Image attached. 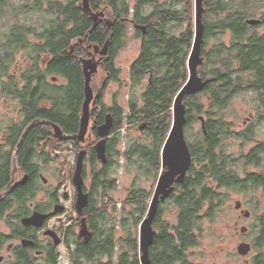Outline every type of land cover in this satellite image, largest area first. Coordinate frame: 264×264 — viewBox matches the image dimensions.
<instances>
[{
    "label": "trees",
    "instance_id": "trees-1",
    "mask_svg": "<svg viewBox=\"0 0 264 264\" xmlns=\"http://www.w3.org/2000/svg\"><path fill=\"white\" fill-rule=\"evenodd\" d=\"M129 1L89 0L91 9L102 10L111 22L108 30L106 23L98 19L89 31L92 21L81 0H0V101H17V106L22 108L21 127L13 129V118L0 127L6 130L0 143V190L10 182L11 152L28 123L34 120L56 123L66 135L78 131L84 98L79 58L86 48L82 45L102 46L109 38L110 48L104 56L103 78L98 86L101 110L92 113L99 124L107 113L112 118V128L106 137L107 162L101 164L96 158L98 136L94 129L90 141L79 143L71 136L55 137L47 123H36L27 130L17 154L21 159V153L35 156L39 150L46 162L57 159L50 152L68 143L73 146L74 158L82 148L88 154L89 203L83 216L92 236L87 245L78 242L71 245L67 241L69 264H84V261L141 264L138 228L147 215L157 178L165 170L161 165V149L172 126L174 99L189 75L194 0H133L131 8ZM202 6L204 29L197 73L205 85L182 100L190 166L184 182L174 184V191L168 197L176 211L175 222L163 219V201L159 203L152 222L155 234L149 247L151 264H197L188 250L198 246L201 221H214L229 196L227 190L234 186L235 158L228 151L231 140L236 138L237 116L232 110V100L242 92H256L257 120L264 117V30H259V26H264V0H203ZM257 14L261 15V24L245 22ZM128 23L133 25L140 45L137 57L129 66L127 105L124 109L114 99L108 107L103 103L105 87L108 80H117L114 59ZM87 32L86 41L80 43ZM225 35L229 36L228 42L223 40ZM21 52L30 62L18 70L13 65ZM53 76H61L65 82L56 84L51 81ZM140 86L142 90L138 93ZM98 87L93 85V90L97 91ZM43 99L49 103L42 104ZM200 116L205 130L201 126L191 130ZM142 123L145 127L139 131L142 135L138 134L139 139L132 130L136 127L139 130ZM122 129L126 130L123 136ZM114 145L117 148L113 155L110 149ZM119 159L139 170L120 202L111 195L116 189L111 167L119 165ZM29 164L38 167L33 160ZM140 175L151 180L149 188L140 184ZM71 176L70 173L69 179ZM35 181L30 176L23 186L12 188L0 201V220L8 227V232H0V250L10 240H35L37 229L23 226L19 221L31 213L29 204L40 188ZM63 181L64 178L52 190L46 189L47 197L54 192L57 201L56 192ZM253 181L256 184L259 179ZM15 190L23 191L18 194ZM32 204L40 212L50 208L45 202ZM72 207L75 210L74 201ZM40 244L41 249H47L45 260L58 264L56 246L51 242ZM38 246L36 240L31 247L18 243L12 249L14 259L9 264H40L32 253Z\"/></svg>",
    "mask_w": 264,
    "mask_h": 264
},
{
    "label": "rangeland",
    "instance_id": "rangeland-1",
    "mask_svg": "<svg viewBox=\"0 0 264 264\" xmlns=\"http://www.w3.org/2000/svg\"><path fill=\"white\" fill-rule=\"evenodd\" d=\"M132 1L130 0V8L132 6ZM94 12H102V10H92ZM203 11V6H202ZM132 12V10H130ZM40 13H30L29 15H39ZM202 15V14H201ZM259 15L257 14L254 18H257ZM35 18V17H33ZM103 18H108L106 15H103ZM102 19V18H100ZM103 20V19H102ZM104 21V20H103ZM202 21V19H201ZM193 24L195 29V2L193 7ZM259 30H264V26H259ZM195 33V30H194ZM223 40L225 42L229 41V36L225 35L223 37ZM139 45H140V39L137 37L135 33V29L133 28V25L131 23H128L126 26V33L123 37L122 43L120 48L118 49V53L115 57V65L118 71V76L121 82L114 83L111 81L108 86V90L106 95L103 97V100L106 104H110L113 95L115 94V97L119 101V103L126 107L127 105V98H128V86L126 85L127 79H128V72H129V66L131 62L137 57L139 53ZM85 49V43L82 45ZM109 50V46H108ZM107 50V52H108ZM90 51V52H89ZM91 56H94L95 59H100V64L98 66V70L96 73H93L91 75L90 80V86L93 89V85L97 88L100 84V81L103 78V65H104V55L100 56L99 53L94 52L93 48H90L89 50H84L82 52V55L80 58H90ZM189 57V56H188ZM79 58V61H80ZM104 60V61H103ZM16 64L13 65L14 68L19 70V67H24L30 62V60L22 54V52L18 55ZM17 65L19 67L17 68ZM44 65V64H41ZM81 66V62H80ZM82 69V68H81ZM84 76V75H83ZM51 77V76H50ZM202 79V78H201ZM56 84H63L65 82V79L61 76H58L56 79ZM145 81V79L143 80ZM205 82V81H204ZM93 84V85H92ZM142 90V87H138V93ZM95 91V90H94ZM256 92L254 91H246L238 94L233 100L231 105L233 106L232 110L236 112L237 120L235 129L240 126L243 121H250V115H254V122H260L257 126H255V131L257 133L256 137L257 139L264 138V117H262L260 120H257L258 113H257V101H256ZM42 104L47 105L49 102L45 99L42 100ZM17 104H15L13 101H0V127H3L7 122L10 121L11 118H17V112L16 108ZM91 115V110H90ZM81 116V115H80ZM80 119V117H79ZM33 122V121H32ZM28 123L26 127L29 125ZM200 128V121L196 122L192 125L191 130H196ZM2 130H0V143L2 142ZM140 129L136 127L134 130H132V133L134 135H141L139 132ZM126 132L125 129L121 130L122 136ZM139 134V135H138ZM26 135V133H25ZM24 135V137H25ZM142 136V135H141ZM23 137V139H24ZM141 139L140 137H138ZM23 139L20 142L23 143ZM85 143L90 141L91 139V131H87V134L85 136ZM79 142V143H84ZM232 143V144H231ZM231 143L229 144L228 151L233 154V156L237 153V150H239V146L237 145L236 138L231 140ZM19 144V147H20ZM125 144V139L122 138V144L123 146ZM18 147V149H19ZM120 147V146H119ZM117 146L114 145L113 148L110 149L111 154H115ZM16 149V146H15ZM15 149L11 152V166L12 169H16L17 163H15ZM11 150V149H10ZM50 152V149H49ZM18 154V152H17ZM51 156H56L54 160L50 161H44L42 162V165L40 167L41 170V176L42 178L46 179V184L42 178H36L35 185L38 188V191L34 195L31 202H44L47 200L48 197L45 196V190L46 189H54L58 186L61 179L64 178V181L62 182L60 188H59V195L61 196L64 191L68 192V199L64 201V204L66 205V212L64 214H60L53 219L49 221V228L51 225V228L55 227L60 221H63L64 218L68 216H73L75 214V210L72 207V202L74 200V191L75 188L71 182V179H69V169L73 167V158H74V150L73 146L71 144H64L61 149H57L55 151L50 152ZM17 156V155H16ZM40 157H37V160L34 162H37ZM113 160H115V156L112 157ZM118 164L116 166L111 167V177L116 178V189L111 192V195L115 200L120 202L125 194L126 190L131 186L132 181L134 180L135 175H139V170L135 166H127L124 164L122 159H119ZM165 168V167H164ZM166 170V168H165ZM164 170V171H165ZM163 171V172H164ZM25 175L18 174L14 172L12 182L9 183L10 185L15 183L16 181L21 180ZM20 177V178H19ZM19 178V179H18ZM137 180V179H136ZM140 184L149 188L151 186V180L147 179L144 175L139 176ZM88 182V180H87ZM7 184L6 186H8ZM156 184V183H155ZM88 185V184H87ZM42 186L44 187V190H41ZM155 187V185H154ZM6 187L1 191L2 194L6 193ZM221 190H225L221 189ZM154 191V189H153ZM174 191V190H173ZM228 191V198L225 200V204L223 205L222 209L219 210V213L217 214L214 221H201V237L199 238L198 246L195 248L189 249L188 252L192 253L190 256L191 259L195 261L197 264H245V261L249 259V256L247 257H240L236 258V244H235V219L236 215L238 214L239 210L235 209V202L236 200L245 199V200H251L250 210L254 212L255 216L261 215L264 211V201L261 197V194L259 191H250L248 193H236L233 189H229ZM62 198V196H61ZM172 199L166 198V200L163 201L161 204L163 208V219L175 222V216L176 211L172 204ZM256 207H255V206ZM31 206V205H30ZM119 206V204H118ZM4 220H0V232H8V227L4 224ZM244 223V222H243ZM241 223H238V229L240 228ZM118 233H121L120 230H118ZM38 238L41 243H47L48 239L41 234V232L38 233ZM47 240V242H46ZM7 243L3 246V248L0 250V257H3V261L0 262V264H9L14 258H11L12 255H10V251L7 248ZM57 251L59 253L58 256V264H69V258L67 256V252L65 250V247L63 243H61ZM256 252V251H255ZM252 256V252L249 253ZM39 260L40 257H37ZM37 260V261H38ZM43 264V262H41ZM84 264H93L92 262L84 261Z\"/></svg>",
    "mask_w": 264,
    "mask_h": 264
},
{
    "label": "water",
    "instance_id": "water-1",
    "mask_svg": "<svg viewBox=\"0 0 264 264\" xmlns=\"http://www.w3.org/2000/svg\"><path fill=\"white\" fill-rule=\"evenodd\" d=\"M202 1L203 0H194L195 2V33L193 46L188 57V70L189 75L186 82L182 85L181 89L177 93L174 102H173V121L170 128L169 134L166 137L162 149H161V165L165 167L166 170L162 172L156 181L154 191L149 202L148 211L146 217L141 221L138 228V242L139 248L141 250L140 263L141 264H151V259L149 256V247L153 241L154 230L152 228V222L157 214L159 203L164 201L170 196L174 190V184H182L185 179V175L190 166V151L185 141L184 134V124H185V111L182 100L186 95H193L204 88L205 82L197 73V65L200 56V44L202 41L203 35V23L201 21L202 14ZM81 5L84 10L89 14V17L92 21V26L89 29L91 31L97 24L98 19L102 18L107 25L108 30H110L111 22L107 18H103V12H94L92 11L89 0H81ZM260 20L258 18H249L246 19V23L253 25L258 23ZM135 28H141L145 30L143 26L135 25ZM88 31V32H89ZM88 32L85 34V37L82 40H79L80 43L86 41ZM109 45V38L106 39L105 43L102 46L87 44L85 48H93L94 52L99 53L100 56L106 54ZM72 50V49H71ZM100 59H95L94 56L90 58H80L81 70L84 75V100L81 107V116L79 119V128L78 131L72 135L77 142H84L85 136L88 131L89 121H90V103H94L96 95L93 93V89L90 86L91 75L96 73L98 66L100 64ZM54 79V78H53ZM201 129L204 131V119L199 117ZM36 123H47L51 126L53 134L57 138H67L61 127L52 122H47L45 120H34L31 122L22 132L15 149V163L16 155L18 152V147L22 141L27 130ZM111 121L110 117L107 116L104 124L98 127V136L100 139L95 144V153L97 159L105 164L107 162L106 155V137L110 133ZM145 127V123H142L139 126V129L142 130ZM86 154L85 149H81L76 156L75 169L72 174V183L75 188V210L79 215L83 214V210L87 207L89 203V194L84 190V178L82 175L84 156ZM42 178V176H41ZM27 179V176H24L21 180L16 181L13 184L6 186V192H8L13 186H16L19 183H24ZM46 183V179L42 178ZM11 183V182H10ZM2 192L0 191V195ZM65 197L67 192L64 193ZM61 204H56L53 206V209L49 212H40L34 210L31 214L23 216L20 219V222L23 226H32L34 228L40 229L43 227L44 222L53 215L61 213L63 211ZM45 236H48L54 245H59L61 238L58 236L56 231L52 228L45 229L43 231ZM80 237L85 239V242H88L91 238V231L88 228L87 220L84 216L80 218V229L78 231ZM21 244L23 246H29L34 244L32 239H21ZM249 249L248 244H240L238 250L241 254H246ZM1 260V257H0ZM47 264V263H45Z\"/></svg>",
    "mask_w": 264,
    "mask_h": 264
},
{
    "label": "flooded vegetation",
    "instance_id": "flooded-vegetation-1",
    "mask_svg": "<svg viewBox=\"0 0 264 264\" xmlns=\"http://www.w3.org/2000/svg\"><path fill=\"white\" fill-rule=\"evenodd\" d=\"M257 18L260 21L256 24H253V25L261 24V21H262L261 15L259 14V16ZM245 22H246V20H245ZM109 48H110V46H109ZM86 50H89V49L86 48ZM108 52H109V50H108ZM108 52H106V54H104V56H106L108 54ZM117 53H118V50H117ZM115 67H116V65H115ZM21 68L22 67H19V70H21ZM116 75H117V77H116L117 80H108L106 87H105L106 90L104 92V96L107 93L108 86H109V83L111 81H113L114 83L121 82L119 79L118 73ZM51 81H55V80L51 79ZM93 93H94V95H96V99H95L94 103H92V102L90 103L91 115H90L88 131L89 130L91 131L92 129H94L97 133V136H98V127H100L102 124H104L107 116L110 117V121H111L110 130H111L112 118H111V115L109 113H107L103 123L99 124L98 122H96V119H94V115L92 113L93 112H99L101 110L100 104L98 102V99H99L98 94L100 93L99 87H98L97 91L93 90ZM114 99H116L119 106H122L119 103V101L117 100V98L115 97V94L113 95V99H112L110 104H106L104 100H103V103H105L108 107H111L114 103ZM15 104H18V102L16 101ZM123 108L125 109V107H123ZM15 109L17 112V118H13L14 121H13L12 125H15L13 127V129L15 127H21V121H19V119L21 116L20 114H21L22 108L20 106H17ZM249 119H254V115H250ZM259 123L260 122H254V121L251 122L249 120L243 121V123L240 126H238L234 131V134L236 135V142H237V145L239 146V150H237V153L234 155L235 162L233 164V171H232V175L234 177V186L232 189L236 193H248L250 191H259L261 194V197L264 201V138L257 139V137H256L257 133L255 131V126H257ZM236 124L237 123H235V125ZM247 127L251 128L252 131L250 129H248ZM13 129H12V131H13ZM5 135H6V130L3 129L2 137H4ZM242 138H244L245 140H243ZM99 139H100V137L98 136L97 140H99ZM42 142L45 143V141H42ZM38 154H39V150H38ZM38 154L35 153V156L32 155L33 156L32 157V156H28L27 154H25L23 152V153H21V159L19 158L20 155L16 156V158H17L16 163H17L18 168L12 169V166L10 165V171H9L10 182H12L11 180L13 178L14 172H15V174L17 172L18 174H21V175L23 174V175L27 176V179L24 183H19L16 186H13L12 188H16L17 186H23L27 182V180L29 179L30 176H32L34 178H37V177L41 178L40 167L42 165V162L45 161V159L43 158L42 154H39L40 156ZM106 155H107V152H106ZM87 156H88V154L86 153L84 156L83 170H82V175L84 174L83 178H84V187H85L86 192H88L87 191L88 190L87 184H89V176H90V167H89L88 162H86ZM37 157H40L38 159V161L36 162L38 167H36L35 165L31 166L29 164L30 161L33 160V162H34L35 160H37ZM75 160H76V158H73V162H72L73 167L69 169V173H71V175L73 174L74 169H75V164H76ZM253 178L259 179V182L255 184L253 181ZM87 180H88V182H87ZM12 188L8 192H6L5 194L3 193L0 195V201L4 199L5 195L7 193H9L12 190ZM22 191L23 190L16 191V193L21 194ZM65 192H67V191L63 192V194L61 195L62 198L59 195V190H58V192H56L57 201L54 200V192H52V194L47 198V200L44 201L45 203H47L50 206V208L45 212H49L50 210H52L54 205L61 204L63 209H64L61 214L65 213L67 207L64 204V201L68 199V195H69L67 192V196L65 197V195H64ZM45 196L47 197L46 194H45ZM73 201H74V208H75V191H74V200ZM250 203H251L250 199L249 200L241 199V201L236 200V202H235V209L239 210L238 214L236 215L235 224H234V227H235L234 236L236 239L235 244L237 246L235 257L240 258V257L249 256V259H247V261H245V264H264V211L261 215L255 216L254 212H252L250 210V205H249ZM29 205H31L30 207H32V209H31V213H32L35 210L33 208L34 205L32 204V202H30ZM31 213H29V214H31ZM58 215H60V214H58ZM58 215L56 214V215H53L50 218H48L44 222V225L42 228H40V229L35 228V229H37L36 234H35L36 235L35 240L39 243V246L37 248H33L32 253H33V256L36 257V259H37V257H40V259L39 260L37 259V260L39 262H43V264H45V263L52 264V263L50 261L45 260V258L47 257V249H41V244H40V240L38 238V233L41 232V234L43 236H45L43 234V231L45 229L49 228V221ZM81 216L82 215L79 216L78 213H75L73 216L71 215V216L64 218L63 221H60L55 227H53V229L56 231L58 236L61 238L60 244L63 243L65 250H66L67 241H69L71 243V245H76L75 242H78L79 244H83V245L88 244V242H85V239L83 237H80L78 234V231L80 229V217ZM20 219H19V221H20ZM238 223H241L239 229H238ZM30 227H32V226H30ZM50 227H51V225H50ZM32 228H34V227H32ZM88 228H89V224H88ZM89 230L92 231L90 228H89ZM45 237L48 239V242L46 240L47 243L51 242L52 245H54L52 240L48 236H45ZM21 239H23V238H21ZM21 239L10 240L7 242V244H8L7 248L10 251V255H12V249H14L15 245H17L18 243L21 242L20 241ZM35 240H34V244L29 245V246H25V247H31V246L35 245ZM240 244H248L249 249H248L246 254H241L239 252L238 246ZM20 245H22V244L20 243ZM59 245H57L56 248H58ZM66 252H67V250H66ZM250 252H252V256L249 254ZM43 257H44V261H43ZM11 258H13V256H11ZM2 261H3V257H1L0 262H2ZM40 264H42V263H40Z\"/></svg>",
    "mask_w": 264,
    "mask_h": 264
},
{
    "label": "bare ground",
    "instance_id": "bare-ground-1",
    "mask_svg": "<svg viewBox=\"0 0 264 264\" xmlns=\"http://www.w3.org/2000/svg\"><path fill=\"white\" fill-rule=\"evenodd\" d=\"M24 239V238H23ZM26 239V238H25ZM21 241V240H20ZM21 243V242H20Z\"/></svg>",
    "mask_w": 264,
    "mask_h": 264
}]
</instances>
